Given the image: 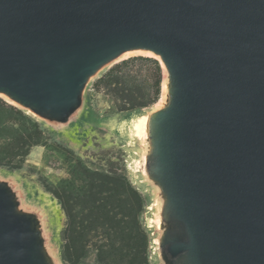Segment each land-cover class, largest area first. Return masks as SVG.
Returning a JSON list of instances; mask_svg holds the SVG:
<instances>
[{
	"label": "water",
	"instance_id": "95a60500",
	"mask_svg": "<svg viewBox=\"0 0 264 264\" xmlns=\"http://www.w3.org/2000/svg\"><path fill=\"white\" fill-rule=\"evenodd\" d=\"M139 53L164 89L134 137L158 264H264V0H0V97L51 128ZM46 224L0 176V264H61Z\"/></svg>",
	"mask_w": 264,
	"mask_h": 264
},
{
	"label": "rangeland",
	"instance_id": "374dc122",
	"mask_svg": "<svg viewBox=\"0 0 264 264\" xmlns=\"http://www.w3.org/2000/svg\"><path fill=\"white\" fill-rule=\"evenodd\" d=\"M159 79L154 58L115 61L89 83L84 122L63 129L0 97V176L15 181L25 205L43 210L61 264H158L152 192L138 174L134 137L136 116L154 110L160 92L155 103L131 107L152 99ZM119 119L130 127L121 131Z\"/></svg>",
	"mask_w": 264,
	"mask_h": 264
},
{
	"label": "trees",
	"instance_id": "16d2710c",
	"mask_svg": "<svg viewBox=\"0 0 264 264\" xmlns=\"http://www.w3.org/2000/svg\"><path fill=\"white\" fill-rule=\"evenodd\" d=\"M160 84H161L160 79L155 82V91L153 93V98L152 99H150L148 101H139L137 104L133 105L131 107V109L132 110L139 109V108H143V107H146L148 105H151V104L155 103L157 98L159 97ZM140 240H141V244L143 246L147 245V237L145 235H143V237L140 236ZM62 258H63V260L66 261V256L62 255Z\"/></svg>",
	"mask_w": 264,
	"mask_h": 264
},
{
	"label": "bare ground",
	"instance_id": "6f19581e",
	"mask_svg": "<svg viewBox=\"0 0 264 264\" xmlns=\"http://www.w3.org/2000/svg\"><path fill=\"white\" fill-rule=\"evenodd\" d=\"M138 55H144V56H146V57H151V58L156 59V58L153 57L151 54H140V53H139ZM127 56H129V54H128ZM127 56H124V57H127ZM163 98H164V89H163V86H162V87H161V92H160V97H159V100L157 101V103L155 104V105H156L155 107H158V106L162 103ZM118 122H119V126L121 127V128H120L121 131H123V129L125 130V129H127L128 127H130V122H129L128 120H125V119L120 120V119H119Z\"/></svg>",
	"mask_w": 264,
	"mask_h": 264
}]
</instances>
